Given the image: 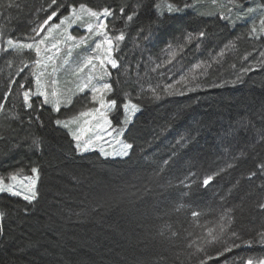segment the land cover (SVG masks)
<instances>
[{
    "label": "trees",
    "instance_id": "16d2710c",
    "mask_svg": "<svg viewBox=\"0 0 264 264\" xmlns=\"http://www.w3.org/2000/svg\"><path fill=\"white\" fill-rule=\"evenodd\" d=\"M227 1L0 0V38L16 41L53 11L50 23L71 7L108 8L113 124L126 100L136 105L127 157L78 152L54 121L81 97L57 113L39 97L26 108L32 56L0 53V177L39 169L33 203L0 193V264L264 261V0Z\"/></svg>",
    "mask_w": 264,
    "mask_h": 264
},
{
    "label": "rangeland",
    "instance_id": "374dc122",
    "mask_svg": "<svg viewBox=\"0 0 264 264\" xmlns=\"http://www.w3.org/2000/svg\"><path fill=\"white\" fill-rule=\"evenodd\" d=\"M227 2L233 4L232 0H228ZM89 10L91 9L84 5L71 7L69 8L68 13L58 19L57 22L49 23L43 29L39 37H35V32H33L31 38L26 41H16L12 39L17 44L34 43L35 40L33 38L43 39L45 43L41 46L43 51L39 56L35 54L34 49H8L7 41L9 39L7 38H0V53L8 52L9 55L13 57L17 56L25 58L27 52H29V55L32 56V61L22 65V67L26 69L25 71L27 72L28 77H30L28 81L30 82V88L26 91H36L35 81L37 75H40L42 85L41 90L48 93L50 99L58 101L59 110L61 108L69 107L76 97H81L77 104V106H82L80 110L60 119L61 121L69 122V127L67 129L69 130L71 137L74 140L73 133L82 128L92 127L93 132L88 133V135L84 137V141L88 139L93 140L92 146L87 151L93 150L101 155L100 149L103 148L104 151L118 153L121 145L127 143L123 139L122 134L127 125L131 122L136 111L125 109L123 107L125 103L132 104L130 101L126 100L123 103L122 115L120 116L121 121L116 125L113 124L110 117L114 107L110 109H101L108 117V124L104 125V128H106L107 131L95 130V125L97 123L103 124V120L99 118L98 114L94 113L92 116L88 117H82L79 115L81 112L100 107L99 103L93 102L92 100L93 94L91 88L99 87L103 83H108L110 85L109 70L112 68L111 65L108 64L101 65L100 60L97 59V57H103L104 55L102 45L103 35L96 34L98 31L97 25L99 20L106 21L107 17H92L89 15ZM96 12L99 13L102 12V10ZM262 13H264V9L259 12V14ZM61 21H64V23L61 24ZM54 25H60V27L57 28L54 27ZM89 25H91V28L88 27ZM68 36H72L75 39L68 40ZM97 43H101L102 47L97 49ZM37 60H41L42 62L39 66L36 64ZM53 81L55 83H53ZM86 85L87 87H85ZM81 89L84 90L81 91ZM52 92L56 93V97L51 96ZM108 94L109 92L105 94V100H108ZM47 105L52 108V105ZM59 110L54 112L57 113ZM109 133L111 134L109 135ZM95 136H101L102 139L97 141L94 139ZM76 143L77 142L74 140L75 147ZM118 157L120 156L114 155L108 158ZM14 175L18 177L19 181H22L25 177L31 176L32 173L28 175ZM5 183L17 182L11 181L7 178ZM20 187L21 185L17 184V188Z\"/></svg>",
    "mask_w": 264,
    "mask_h": 264
},
{
    "label": "snow or ice",
    "instance_id": "6c2138e0",
    "mask_svg": "<svg viewBox=\"0 0 264 264\" xmlns=\"http://www.w3.org/2000/svg\"><path fill=\"white\" fill-rule=\"evenodd\" d=\"M56 2H57V0H53L52 6H55ZM81 7H83V6H81ZM121 11H123V9H121ZM168 11H169V13H172L174 11H178V9H175V8H173L172 5H169ZM58 15H59V11L51 12V15L47 16V19H45L43 24H41L39 26L40 29L43 30L44 27L46 25H48L51 21H53ZM89 15L92 17H99V16L109 17L112 15V12L108 8H104L102 10V12H99V13L96 11L89 10ZM128 19L131 20L132 17L129 16ZM63 23H64V21H61V24H63ZM54 27L59 28L60 25H54ZM88 27L91 28V25H89ZM97 29H98V31L96 34L97 35H103L102 45H103V51H104L103 57H97V59L100 60L101 65L108 64V65H111L112 68H116L117 67V60L113 58V54H114V50H115L116 45L114 44V41L107 34V23H106V21L105 20H99V23L97 25ZM33 31L35 32V37H39L41 35V31H38L36 29H33ZM253 32H255V29H253ZM200 35L203 36L204 33L201 32ZM33 39L35 40L34 43H24V44H17L12 39H9L7 41L8 49H15V48H23V49H27V50L34 49L35 54L37 56H39L41 54V52L43 51L41 46L44 45L45 41L43 39H35V38H33ZM74 39H75L74 37L68 36V40H74ZM123 39H124L123 35H119L116 37L117 41H120ZM102 45H101V43H97L96 48L99 49L102 47ZM41 63H42L41 60L36 61V64L38 66ZM105 74H107V73H105ZM53 83H55V82L53 81ZM35 84H36V91H34V92L24 91L22 93V98H23V102H24L25 107L28 109H31L32 98L33 97H39L42 99L43 104H46V105L50 104V105H52L53 111H58L59 110L58 109V101H54L53 99H50L48 93L41 90L42 85H41L40 75H37ZM22 87H24V85H22ZM85 87H87V85ZM83 90L84 89H81V91H83ZM111 90H112L111 86L108 83H103L99 87H92L91 88V92L93 94L92 100H93V102L99 103L100 107L92 108V109H89L87 111L79 113V115L82 117L92 116L94 113L98 114L99 118L101 120H103V124L97 123L95 125L96 131H107V129L104 128V125L108 124V117L105 114V112L102 111L101 109H110V108L115 107L117 104L116 100H105L104 99L105 94L110 92ZM51 96L56 97V93L52 92ZM123 107L125 109H131L132 111L136 110L135 104L125 103L123 105ZM54 123L57 126H63L64 128L69 127V122L56 120V121H54ZM91 132H93L92 127H87V128L79 129L77 132L73 133L74 140L77 142L76 148L78 151H81V152L87 151L92 146V144H93L92 139H88V140L84 141V137H86L88 135V133H91ZM110 134L111 133H109V135ZM94 139L99 141L102 139V137L101 136H95ZM132 147H133V145L124 143L121 145L120 151L118 153L107 152V151H104L103 148L100 149V153L104 157H110V156H114V155H118L120 157H127L129 155V150ZM258 168L261 171H264V164L258 165ZM31 173H32L31 176L25 177L22 181H19L18 177L16 175H11L10 177H8L9 180L17 182V183H5L4 178L0 177V193L6 192L10 195L21 197L23 200L27 201L29 204L33 203L38 198L37 185H38V180H39V169L37 167H33L31 169ZM255 175H256L255 173H252L249 176V179H251ZM213 178L214 177L211 175L205 177L202 181V185L207 187L210 184V182L213 180ZM17 184H20L21 187L17 188ZM189 187H191V185H189ZM261 207H264V205H261ZM192 216L196 217L197 213L192 212ZM231 219L232 218L228 213H225V215L223 217H221L222 223L220 224V226L218 228L219 233H224L229 228V226L231 225ZM209 235L212 237L213 240L216 239V236L212 235L211 232L209 233ZM233 235L235 236V233H233ZM208 242H211V241H208ZM248 243H255V241H251ZM260 243L264 244V239H261ZM242 246L243 245H234L235 248L242 247ZM229 251H231V249H229ZM241 264H245V262L242 261ZM246 264H253V260L252 259L247 260ZM259 264H264V261H260Z\"/></svg>",
    "mask_w": 264,
    "mask_h": 264
}]
</instances>
